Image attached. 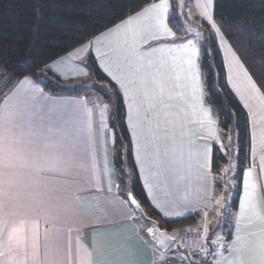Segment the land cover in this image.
Returning a JSON list of instances; mask_svg holds the SVG:
<instances>
[{
    "label": "crops",
    "instance_id": "obj_1",
    "mask_svg": "<svg viewBox=\"0 0 264 264\" xmlns=\"http://www.w3.org/2000/svg\"><path fill=\"white\" fill-rule=\"evenodd\" d=\"M202 1L207 8L209 0L201 10ZM168 4L163 22L171 35L160 27L159 10L143 8L45 70L74 85L90 77L86 61L94 58L122 98L150 205L167 220L202 216V227L191 229L202 231L214 260L205 216L213 208V146L221 150L223 139L203 103L200 40L171 30ZM230 48L223 45L226 81L248 117L251 160L235 190L232 232L219 244L223 264H264V96ZM110 102L91 87L51 94L31 78L0 95V264L189 263L194 246L160 252L119 194L112 113L104 109Z\"/></svg>",
    "mask_w": 264,
    "mask_h": 264
},
{
    "label": "trees",
    "instance_id": "obj_2",
    "mask_svg": "<svg viewBox=\"0 0 264 264\" xmlns=\"http://www.w3.org/2000/svg\"><path fill=\"white\" fill-rule=\"evenodd\" d=\"M156 1L158 0H0V95L9 91L19 80L31 78L51 94H77L81 88L91 87L104 101L114 99L109 127L114 134L112 167L119 194L127 200V195L131 193L145 213L155 219L161 229L174 236L175 231L194 228L199 216L193 214L167 220L150 205L134 164L122 98L116 87L99 70L94 58L90 55L86 61L90 77L74 85L63 84L45 70L50 62ZM188 1L186 0L185 9ZM170 2L172 14L169 25L177 36H182L184 28L177 18L176 3L174 0ZM182 18L187 21V16L183 15ZM212 18L264 96V0H213ZM193 25L200 32L206 31L205 25L199 27L197 22ZM202 34L198 64L203 103L215 118L223 142L226 141L229 146L238 145L240 158L235 188L238 191L243 170L250 165L251 160L248 117L229 89L223 59L215 41L207 38L205 33ZM242 158H246L245 163L241 161ZM225 163L226 158L220 148L214 145L211 166L214 179ZM237 193L233 199V210L238 202ZM220 227L219 223L215 232ZM199 232L202 233L200 230ZM203 240L207 254L211 257L206 264H211L213 253L204 235ZM198 245L199 242H195L194 249ZM174 246L178 253L187 251L177 244ZM192 257L186 264H195ZM171 261L179 264L176 259Z\"/></svg>",
    "mask_w": 264,
    "mask_h": 264
},
{
    "label": "rangeland",
    "instance_id": "obj_3",
    "mask_svg": "<svg viewBox=\"0 0 264 264\" xmlns=\"http://www.w3.org/2000/svg\"><path fill=\"white\" fill-rule=\"evenodd\" d=\"M176 3V8H177V18L179 19L178 21L181 22L184 30L191 34L193 37L198 38L200 41L205 33L207 35V38H212L218 49L219 52L226 57L225 50L223 49V45L226 44L228 48H230L229 43L226 41L224 38L223 34L219 30L217 32L216 28H218L217 24L214 22L212 18V3L213 0H209L207 4V8H205V1H202V10L199 8L201 6V0L199 3V0H195L196 8L194 5H191V2L186 7V0H174ZM207 9V10H206ZM197 11L200 13V15L197 14ZM205 12H207L208 16L211 17V22L206 18L204 15ZM187 16V21L182 18ZM186 15V16H185ZM198 15V16H197ZM197 22L199 27L201 26H206L204 32H200L197 27L192 28L193 24ZM212 24L216 25V28L212 27ZM219 29V28H218ZM203 41V40H202ZM231 50V48H230ZM228 67L230 66L227 64ZM114 99L111 100L110 103L104 104V109L105 112L111 116L112 113V104H113ZM108 120L110 118L108 117ZM236 140V139H235ZM229 142V141H228ZM221 153L222 155L226 158V163L221 165V170L218 174L215 175L214 183H213V208L209 210L208 215L205 216L207 218L206 222H208V228L206 229V237L210 238L214 244H213V252L215 254V259L211 264H223L222 260L224 257V249L221 244H219V241L222 238H226L228 235L231 234L232 228L230 227V221L231 218L233 217V199L236 195L235 188L237 187V180H236V172L238 170V162H239V148L237 144H234L233 146H229L225 142L221 141ZM113 149V148H112ZM242 162H246V158L241 159ZM130 208V207H129ZM131 210V208H130ZM204 217V216H203ZM202 216L197 218V228H201L203 225V220ZM220 223L221 227L220 229L216 231V227ZM140 225V224H139ZM195 227V226H194ZM195 228V229H197ZM215 232L214 235L211 233ZM176 250V247L173 245L169 252L174 253ZM178 254H183V253H178Z\"/></svg>",
    "mask_w": 264,
    "mask_h": 264
},
{
    "label": "water",
    "instance_id": "obj_4",
    "mask_svg": "<svg viewBox=\"0 0 264 264\" xmlns=\"http://www.w3.org/2000/svg\"><path fill=\"white\" fill-rule=\"evenodd\" d=\"M132 200L135 201L134 204ZM127 201L133 209L137 221L144 228L148 239L160 252H167L174 243V237L170 236L168 231L161 229L159 223L145 213L139 201L131 193L127 195Z\"/></svg>",
    "mask_w": 264,
    "mask_h": 264
},
{
    "label": "built area",
    "instance_id": "obj_5",
    "mask_svg": "<svg viewBox=\"0 0 264 264\" xmlns=\"http://www.w3.org/2000/svg\"><path fill=\"white\" fill-rule=\"evenodd\" d=\"M203 236L197 230L187 229L181 232L177 238L175 239V244L186 248L188 250V246H194L195 242H199V245L196 249H194L193 261L195 264H206L211 257L207 254V248L205 243H203ZM163 264H172L170 262H164Z\"/></svg>",
    "mask_w": 264,
    "mask_h": 264
},
{
    "label": "snow or ice",
    "instance_id": "obj_6",
    "mask_svg": "<svg viewBox=\"0 0 264 264\" xmlns=\"http://www.w3.org/2000/svg\"><path fill=\"white\" fill-rule=\"evenodd\" d=\"M155 10H159V12H160V15H161L160 27H161L162 31H164L165 33L171 35L170 30L167 28V26L163 22V19L166 18L167 17V14L169 13L168 0H161V2L159 4H153L151 7L145 8L143 11L145 13H148V12H152V11H155ZM204 15L209 20V22H211V17L208 16L207 12H205ZM212 27L213 28H216V25L215 24H212ZM216 30H217V32L219 31L218 28H216ZM156 38H158V37H153V39H156ZM193 49H195V46L194 45H193ZM192 55H193V57L196 56L195 50H193ZM113 79H115V77H113ZM121 88H123V84H121ZM132 203L134 204L135 201L132 200ZM5 223H7V222H5Z\"/></svg>",
    "mask_w": 264,
    "mask_h": 264
}]
</instances>
